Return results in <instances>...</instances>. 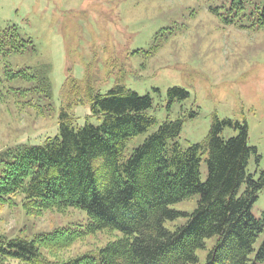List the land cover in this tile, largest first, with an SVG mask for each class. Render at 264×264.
<instances>
[{
    "label": "trees",
    "instance_id": "1",
    "mask_svg": "<svg viewBox=\"0 0 264 264\" xmlns=\"http://www.w3.org/2000/svg\"><path fill=\"white\" fill-rule=\"evenodd\" d=\"M219 3L212 10L226 26L264 31V0ZM34 52L32 40L16 28L0 29V98L30 96L33 101L27 100L24 109L44 116L40 102L53 94L45 72L1 67L8 56ZM87 89L93 113L104 117L101 126L75 128L64 113L59 135L44 145L0 153V213L12 206L36 216L73 208L86 211L88 223L85 229L61 227L30 238L0 235V264H197L198 252L207 250L206 241L214 237L204 264H264V243L255 249L264 226L252 213L264 190V171L257 180L248 173L257 150L249 145L246 123L215 117L205 141L184 150L176 142L183 120L168 121L126 156V143L157 123L150 115L151 96L122 84L106 95ZM168 96L181 101L189 93L172 88ZM228 127L238 134L225 139ZM205 153L208 178L203 183ZM195 195L199 201L192 214L172 208ZM182 216L188 217L183 225L167 228ZM113 232L120 236L104 247L64 258L79 241Z\"/></svg>",
    "mask_w": 264,
    "mask_h": 264
},
{
    "label": "rangeland",
    "instance_id": "2",
    "mask_svg": "<svg viewBox=\"0 0 264 264\" xmlns=\"http://www.w3.org/2000/svg\"><path fill=\"white\" fill-rule=\"evenodd\" d=\"M217 1V2H215ZM222 0H0V29L14 27L32 40L37 52L11 55L1 67H31L45 72L52 86L51 100L40 102L39 116L24 109L20 97L0 98V153L19 145L42 146L48 137L59 135L62 115L73 126L102 125V114L92 111L88 87L106 95L122 84L141 96L150 95L156 120L150 130L126 143V156L168 121L183 120L182 149L203 143L215 117L248 125L249 145L256 148L248 173L257 180L264 171V31L240 30L225 25L212 8ZM216 15V16H214ZM4 70V69H3ZM5 71V70H4ZM180 88L189 93L183 100L168 96ZM19 94V93H18ZM238 131L226 128L225 139ZM208 154L202 156L201 180L208 178ZM245 189L242 187L241 192ZM199 195L172 206L190 215ZM264 226V190L252 207ZM187 216L167 223L170 230L183 225ZM88 214L70 209L29 215L21 206L0 213V235L28 238L57 228L85 229ZM120 236L101 233L79 241L64 258L98 250ZM217 238L206 241L207 250L198 256L204 264ZM264 243L258 236L255 249Z\"/></svg>",
    "mask_w": 264,
    "mask_h": 264
}]
</instances>
